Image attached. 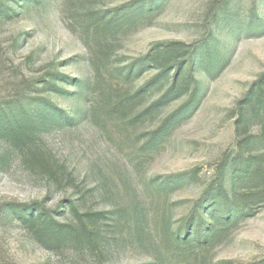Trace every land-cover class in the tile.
<instances>
[{
  "label": "rangeland",
  "instance_id": "1",
  "mask_svg": "<svg viewBox=\"0 0 264 264\" xmlns=\"http://www.w3.org/2000/svg\"><path fill=\"white\" fill-rule=\"evenodd\" d=\"M3 1L19 15L0 18V104L38 94L68 109L45 82L56 72L73 77L80 66L96 106L74 126L34 132L24 146L0 136V264H177L162 247L166 230L178 229L202 204L218 165L238 155L244 140L264 156V119L254 116V85L264 75V0H165L150 18L122 31L108 61L98 60L85 19L133 0H42L30 12L20 8L25 0ZM209 46L222 61L211 73L194 69L193 79L204 84L198 98L184 87L152 115L130 121L169 81L123 103L158 73L152 67L126 78L125 68L156 47L178 48L169 60L172 78L180 63L187 70L192 56L206 57ZM74 106L79 115L88 102ZM181 108L186 113L165 140L146 147ZM174 176L184 181L161 185ZM38 206L61 225L85 226L95 242L42 241L6 215ZM201 260L264 264V207L223 229Z\"/></svg>",
  "mask_w": 264,
  "mask_h": 264
},
{
  "label": "trees",
  "instance_id": "2",
  "mask_svg": "<svg viewBox=\"0 0 264 264\" xmlns=\"http://www.w3.org/2000/svg\"><path fill=\"white\" fill-rule=\"evenodd\" d=\"M164 2L165 0H133L110 10L88 15L85 19L86 34L96 47L98 60L108 61L122 31L143 19L150 18ZM41 3L42 0H25L20 8L25 12H30ZM18 15L19 11H13V8H10L5 1L0 0V18H12ZM177 51L178 48L156 47L124 69L126 78L140 77L152 67L158 73L135 94L123 98L121 100L123 103L131 102L139 95L148 93L156 87L164 88L166 82L169 81L167 90L149 108L130 119L133 123L152 115L177 99L184 87H193V96L198 98L204 84L193 79L192 73L197 71L194 69L198 67V69L211 73L214 69H218L222 61L212 56L213 51L209 46L206 57L194 58L192 56L185 62L189 68L185 70L183 63H180L175 68V74L170 78L172 70L169 60ZM45 83L44 89L60 98L59 101L70 103L69 108L64 109L58 103L52 102L51 99H44L38 94L25 100H5L0 104L1 137L24 146L30 141L34 132L62 125L74 126L95 110V92L91 79L88 80L83 75L80 66L73 77L68 75L62 77L56 72ZM254 87L256 89L254 95L258 101L254 108V116L264 119V75ZM84 99L88 102V108L78 115L77 106L74 104ZM246 101L248 102L249 98ZM194 103L191 102L190 106L188 104L189 108ZM185 113L186 109L181 108L180 111L164 120L162 125L151 134L146 147L160 145ZM248 117V114L242 116V125L247 124ZM249 144V140H244L239 147L238 155L218 165L216 179L208 188L202 204L188 216L181 226L176 230L172 228L166 230L162 247L167 251L168 257L177 264H204L201 260L203 252L213 244L223 229L238 226L242 221L253 216L259 208L264 207V156L250 152ZM183 181L182 176H174L168 178L166 182H161V185L169 186L176 183L180 185ZM41 210L40 206L36 211L32 207L10 208L6 211V215H15V219L32 228L36 237L42 241L58 242L64 239H76L81 243H83L82 240L88 243L95 242L96 234L85 226L79 228L61 225L54 217Z\"/></svg>",
  "mask_w": 264,
  "mask_h": 264
}]
</instances>
